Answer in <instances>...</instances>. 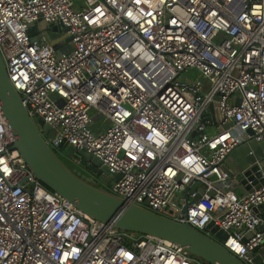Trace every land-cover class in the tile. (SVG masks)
Listing matches in <instances>:
<instances>
[{
    "label": "built area",
    "instance_id": "1",
    "mask_svg": "<svg viewBox=\"0 0 264 264\" xmlns=\"http://www.w3.org/2000/svg\"><path fill=\"white\" fill-rule=\"evenodd\" d=\"M83 3L0 0V57L29 115L54 129L44 140L91 152L120 174L100 186L126 201L205 232L211 220L225 248L256 264L249 250L264 242V214L252 207L264 181L237 195L221 163L239 142L264 140V0ZM39 19L68 39L53 47L43 28L29 34ZM12 140L0 109V264H205L81 212Z\"/></svg>",
    "mask_w": 264,
    "mask_h": 264
},
{
    "label": "water",
    "instance_id": "2",
    "mask_svg": "<svg viewBox=\"0 0 264 264\" xmlns=\"http://www.w3.org/2000/svg\"><path fill=\"white\" fill-rule=\"evenodd\" d=\"M36 27L43 28L42 33L53 47L60 42L59 35L68 39L64 33L58 34L59 32L52 31L57 28L56 24L46 25L42 19L30 25L27 32L35 33ZM63 30L64 28L61 31ZM59 50L68 51L69 44L65 43L56 48V56ZM50 96L54 97L55 93L51 92ZM61 101L62 99H56L57 103ZM208 108H212V103H209ZM0 109L13 136L11 146L18 150L33 175L46 187L71 202L81 212L93 218L111 222L121 229L175 242L209 264H245L219 242L220 239L226 237V232L211 220L205 225L206 232L199 230L188 222L175 220L144 205L126 201L106 187L95 184L87 174L75 167L69 168L40 133L51 136L54 129L42 121L38 114L34 113L32 117L29 115L21 102L20 95L7 77L1 57ZM59 150L80 165H84L87 171L103 182L111 184L120 175L109 171L96 156L84 148L74 149L70 145L60 144ZM233 163L236 166H233ZM221 167L228 177L233 179V187L241 193L258 187L264 181V140L256 141L250 138L239 142L222 159ZM201 190L199 187L194 198ZM188 198L186 188L181 198L182 210L185 209ZM263 204L264 201L256 204L252 209L256 211ZM258 227L262 226L258 225ZM249 254L254 263L263 264L264 242L253 246ZM261 256H263L262 260Z\"/></svg>",
    "mask_w": 264,
    "mask_h": 264
},
{
    "label": "rangeland",
    "instance_id": "3",
    "mask_svg": "<svg viewBox=\"0 0 264 264\" xmlns=\"http://www.w3.org/2000/svg\"><path fill=\"white\" fill-rule=\"evenodd\" d=\"M74 2H75V4H76V6L79 7V8H82L83 5H84L83 0H74ZM184 77H185V75H183L181 78H184ZM55 152H56V153L62 158L63 161H65V163H66L67 165L72 166L73 164H75V161H74L72 158L66 156V155L63 154L61 151H58V150H57V151H55ZM71 159H72V160H71ZM77 163H78V162H77ZM77 163H76V165H77ZM99 185H104V186H106V187H109L108 183H106V182H100Z\"/></svg>",
    "mask_w": 264,
    "mask_h": 264
},
{
    "label": "flooded vegetation",
    "instance_id": "4",
    "mask_svg": "<svg viewBox=\"0 0 264 264\" xmlns=\"http://www.w3.org/2000/svg\"><path fill=\"white\" fill-rule=\"evenodd\" d=\"M59 157H60V156H59ZM60 158H61V157H60ZM61 160H62V158H61ZM71 160H72V159H71ZM62 161H63V160H62ZM63 162L65 163V161H63ZM76 163H77V162L75 161V164H73L72 166L67 165L66 163H65V164H66L69 168L75 167L76 169L80 170L82 173L87 174V175L89 176V178H90L91 181H94V182H96V184H99L98 182L100 181V179H99L97 176H95V175H93L92 173H90L89 171H87L84 165H80L79 163H77V165H76Z\"/></svg>",
    "mask_w": 264,
    "mask_h": 264
},
{
    "label": "crops",
    "instance_id": "5",
    "mask_svg": "<svg viewBox=\"0 0 264 264\" xmlns=\"http://www.w3.org/2000/svg\"><path fill=\"white\" fill-rule=\"evenodd\" d=\"M233 166H236L235 163H233ZM233 191H234V193L237 194V195H242V194H244V193H241L240 191L236 190L235 188H233ZM178 198H179V197H178ZM256 211H257L259 214H264V204H263L261 207H259Z\"/></svg>",
    "mask_w": 264,
    "mask_h": 264
},
{
    "label": "trees",
    "instance_id": "6",
    "mask_svg": "<svg viewBox=\"0 0 264 264\" xmlns=\"http://www.w3.org/2000/svg\"><path fill=\"white\" fill-rule=\"evenodd\" d=\"M205 264H209L208 262H205Z\"/></svg>",
    "mask_w": 264,
    "mask_h": 264
}]
</instances>
